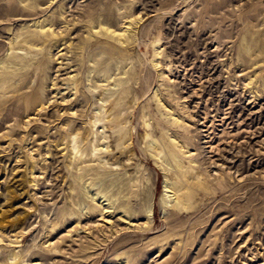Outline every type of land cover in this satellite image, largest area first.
Here are the masks:
<instances>
[{
    "label": "rangeland",
    "instance_id": "374dc122",
    "mask_svg": "<svg viewBox=\"0 0 264 264\" xmlns=\"http://www.w3.org/2000/svg\"><path fill=\"white\" fill-rule=\"evenodd\" d=\"M0 264H264V0H0Z\"/></svg>",
    "mask_w": 264,
    "mask_h": 264
}]
</instances>
